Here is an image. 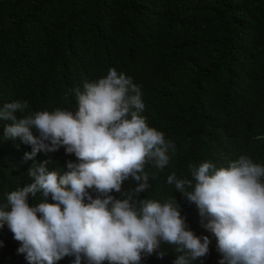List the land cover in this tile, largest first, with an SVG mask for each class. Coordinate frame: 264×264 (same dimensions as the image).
I'll return each mask as SVG.
<instances>
[{
    "label": "trees",
    "instance_id": "trees-1",
    "mask_svg": "<svg viewBox=\"0 0 264 264\" xmlns=\"http://www.w3.org/2000/svg\"><path fill=\"white\" fill-rule=\"evenodd\" d=\"M111 67L142 86V115L176 144L163 171L146 168L157 178L140 198L174 194L189 228L212 240L203 264H219L198 209L166 180L189 175V163L227 167L242 153L264 164V0H0V106L22 99L32 112L74 111L70 90ZM8 123L0 121V205L31 182L23 159L31 149L4 137ZM68 161L55 157L49 170L63 174ZM126 182L116 198L133 189ZM0 242V264H29L6 224ZM163 249L147 264H172L173 248Z\"/></svg>",
    "mask_w": 264,
    "mask_h": 264
},
{
    "label": "clouds",
    "instance_id": "clouds-1",
    "mask_svg": "<svg viewBox=\"0 0 264 264\" xmlns=\"http://www.w3.org/2000/svg\"><path fill=\"white\" fill-rule=\"evenodd\" d=\"M70 91L74 111L32 112L22 99L0 106V121L10 122L4 137L31 149L23 156L32 162L24 183L31 182L0 205V228L7 225L18 253L29 264H147L168 255L163 245H169L172 264H203L212 240L189 228L176 196L140 198L177 150L142 115V86L111 67ZM41 154L46 158L38 160ZM62 155L68 171L49 170ZM187 171L172 172L166 183L198 209L216 239L219 264H264V164L242 153L227 167L202 161ZM125 182L133 189L118 199L113 193Z\"/></svg>",
    "mask_w": 264,
    "mask_h": 264
}]
</instances>
